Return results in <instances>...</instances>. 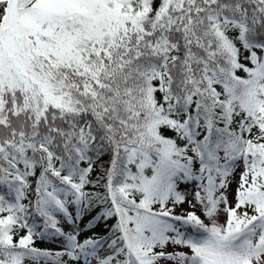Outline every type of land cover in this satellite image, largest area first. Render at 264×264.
I'll use <instances>...</instances> for the list:
<instances>
[{
	"label": "snow or ice",
	"instance_id": "obj_1",
	"mask_svg": "<svg viewBox=\"0 0 264 264\" xmlns=\"http://www.w3.org/2000/svg\"><path fill=\"white\" fill-rule=\"evenodd\" d=\"M0 264H264V0H0Z\"/></svg>",
	"mask_w": 264,
	"mask_h": 264
},
{
	"label": "trees",
	"instance_id": "obj_2",
	"mask_svg": "<svg viewBox=\"0 0 264 264\" xmlns=\"http://www.w3.org/2000/svg\"><path fill=\"white\" fill-rule=\"evenodd\" d=\"M168 135H171L172 133H167ZM180 208L177 209V211L179 212ZM88 218H85V222L81 223V227L84 226V223H86ZM115 222V220H109L107 223H100L97 225V227H95L94 229H92L91 231H85L84 233H82L81 235V239L85 238L86 236H91L93 234H96L97 236H106L109 234L110 231V226L111 224H113ZM67 229V226H65ZM36 247L40 248V249H50V250H55L59 247V242H53L51 239H37L36 240ZM169 251H171V247H169L168 249Z\"/></svg>",
	"mask_w": 264,
	"mask_h": 264
},
{
	"label": "rangeland",
	"instance_id": "obj_3",
	"mask_svg": "<svg viewBox=\"0 0 264 264\" xmlns=\"http://www.w3.org/2000/svg\"><path fill=\"white\" fill-rule=\"evenodd\" d=\"M235 187H236V185H235V183H233V185L231 186V189H230V199H231V194L234 192V190H235ZM192 189H191V187L189 186V191H191ZM189 199H191V196H189ZM186 210H188V211H196L197 212V214H200V212H199V208H196V209H192L191 207H190V205L189 204H184L183 206H181V208H180V210H179V213H183L184 211H186ZM223 220V217H221V221Z\"/></svg>",
	"mask_w": 264,
	"mask_h": 264
}]
</instances>
